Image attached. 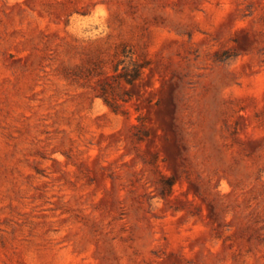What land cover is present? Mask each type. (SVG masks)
I'll use <instances>...</instances> for the list:
<instances>
[{
    "label": "rangeland",
    "instance_id": "1",
    "mask_svg": "<svg viewBox=\"0 0 264 264\" xmlns=\"http://www.w3.org/2000/svg\"><path fill=\"white\" fill-rule=\"evenodd\" d=\"M0 264H264V0H0Z\"/></svg>",
    "mask_w": 264,
    "mask_h": 264
},
{
    "label": "trees",
    "instance_id": "2",
    "mask_svg": "<svg viewBox=\"0 0 264 264\" xmlns=\"http://www.w3.org/2000/svg\"><path fill=\"white\" fill-rule=\"evenodd\" d=\"M106 101V99H104ZM107 102V101H106Z\"/></svg>",
    "mask_w": 264,
    "mask_h": 264
}]
</instances>
